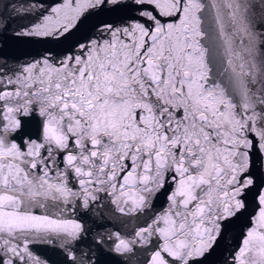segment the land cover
I'll return each mask as SVG.
<instances>
[{
	"label": "snow or ice",
	"instance_id": "snow-or-ice-1",
	"mask_svg": "<svg viewBox=\"0 0 264 264\" xmlns=\"http://www.w3.org/2000/svg\"><path fill=\"white\" fill-rule=\"evenodd\" d=\"M264 264V0H0V264Z\"/></svg>",
	"mask_w": 264,
	"mask_h": 264
},
{
	"label": "water",
	"instance_id": "water-1",
	"mask_svg": "<svg viewBox=\"0 0 264 264\" xmlns=\"http://www.w3.org/2000/svg\"><path fill=\"white\" fill-rule=\"evenodd\" d=\"M37 251L42 258H48L52 262V264H55V262L58 260V257L52 251L51 246H46V245L37 246ZM119 259H120L119 257L116 258L108 257L106 258V264H115V260H119Z\"/></svg>",
	"mask_w": 264,
	"mask_h": 264
}]
</instances>
